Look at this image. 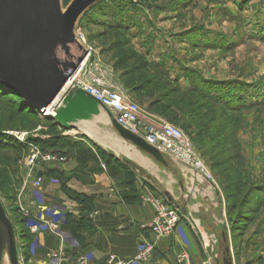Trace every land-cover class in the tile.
I'll list each match as a JSON object with an SVG mask.
<instances>
[{"label": "rangeland", "instance_id": "374dc122", "mask_svg": "<svg viewBox=\"0 0 264 264\" xmlns=\"http://www.w3.org/2000/svg\"><path fill=\"white\" fill-rule=\"evenodd\" d=\"M73 1L61 0L62 9ZM77 31L91 51L89 64L107 70L110 82L139 106L143 117L179 128L205 162L213 179L206 185L220 192L216 203L222 204L223 215L213 210L224 222L210 264L230 260L228 250L233 264H264V0H95L78 20ZM149 62H162L171 78L180 77L188 86L187 76L193 74L202 89L203 83H212L214 90L217 84L240 87L238 100L245 105L226 107L198 93H181ZM8 100L17 102V96L0 98V110L14 114ZM17 123L19 129L8 131L27 133L29 139L66 134L38 115ZM32 145L37 146L28 141L24 149H0V174L9 176L0 183V200L17 225L25 259H30L31 241L18 194L31 184L25 186ZM63 150L68 160L73 150ZM177 164L170 161L171 174H178L171 180L175 188L183 182L185 196L190 184L182 176L189 172ZM40 166L47 175L55 171L49 164ZM232 205L235 211L229 214ZM225 231L228 247L222 240ZM4 255L7 264V251Z\"/></svg>", "mask_w": 264, "mask_h": 264}, {"label": "crops", "instance_id": "0c3cea01", "mask_svg": "<svg viewBox=\"0 0 264 264\" xmlns=\"http://www.w3.org/2000/svg\"><path fill=\"white\" fill-rule=\"evenodd\" d=\"M103 113L104 119L95 116L93 120L77 125L63 135L69 137L71 143L81 142L95 153L100 151L102 154L98 155L99 163L95 159L86 160V169L82 172L83 164L76 160L74 149L68 154L66 163L50 167L58 171V174H63L72 194L89 198L85 204H79L70 198L61 189L57 173L47 175L42 166L41 174L47 179L45 187L38 191L28 183L29 189L25 188L18 194H21L22 204L32 213L37 210L32 205L36 194L42 195L49 205L66 213L58 231L29 235L32 264H67L66 256L71 254L91 255L96 261H103L109 254L133 257L144 243L153 241L152 233L147 227L152 220L153 210L141 201L144 186L173 203L181 215L176 233L157 244L154 258L147 264H177L176 255L183 249L191 253L193 264H210L212 245L218 242L219 234H224V222L218 219L217 212L213 210L216 208L223 215L222 204L216 203L220 192L207 186L206 184H212L178 163L189 172L182 176L190 184L188 195L184 196L183 182L180 181V185L179 182L176 183L179 188H175L172 183L171 176H178L170 172L172 160L164 156L165 164L157 162L124 139L112 122L110 129L108 120L111 117L106 112ZM125 158L139 166L142 172L126 164ZM223 206L226 207V204ZM67 215L86 216L92 224L90 227L86 225L81 239L74 235V227L65 224ZM62 249L64 251L60 254ZM57 253L60 258L54 259L53 256ZM7 258V264H11L9 257Z\"/></svg>", "mask_w": 264, "mask_h": 264}, {"label": "water", "instance_id": "95a60500", "mask_svg": "<svg viewBox=\"0 0 264 264\" xmlns=\"http://www.w3.org/2000/svg\"><path fill=\"white\" fill-rule=\"evenodd\" d=\"M94 2L75 0L64 11L61 0H0V84L32 109L52 106L68 81V70L78 68L88 55L77 42L75 31L81 15ZM102 112L111 117L96 99L76 89L63 96L53 119L69 131ZM111 119L124 139L157 162L166 163L158 150ZM124 162L142 172L132 161L125 158ZM15 231L0 201V264L5 251L11 264H20ZM224 264L233 262L224 259Z\"/></svg>", "mask_w": 264, "mask_h": 264}, {"label": "built area", "instance_id": "2783aa9c", "mask_svg": "<svg viewBox=\"0 0 264 264\" xmlns=\"http://www.w3.org/2000/svg\"><path fill=\"white\" fill-rule=\"evenodd\" d=\"M77 42L88 51V55L81 65L76 69L67 72L70 90L81 89L96 99L111 115V117L123 129L132 135L143 139L147 144L158 150L163 156L180 163L200 176L205 181L212 182V176L201 155L189 142L183 132L168 123L158 122L142 116L139 106L130 101L127 96L109 80V72L100 67L96 62L89 64L91 51L87 49L82 34L75 32ZM66 87V86H65ZM60 102L54 103L50 108L40 111L43 117L54 116V111ZM21 144L29 141L27 133L5 132ZM40 138L41 136H34ZM44 139V136L41 137ZM31 153L26 160L27 178L35 190H42L47 179L40 175V165H61L66 163L64 154L53 151H42L38 146H31ZM21 194L18 197L19 213L26 220V227L30 235L36 236L42 233L54 232L60 229L65 214L57 207L51 206L40 194L32 199V205L36 212L32 213L21 202ZM1 201V200H0ZM141 201L150 206L153 210V217L147 225L153 236L152 242L144 243L138 252L131 258H124L116 254H109L103 261H96L93 256L86 254H71L66 256L67 264H147L154 258L156 246L159 242L172 237L178 228L181 215L179 209L168 202L162 195L157 194L144 186L141 194ZM63 249L60 254L63 253ZM34 253L32 252V255ZM55 254L54 259L60 258ZM20 264H32V260L25 259L23 251H19ZM177 264H193L191 253L183 249L176 255Z\"/></svg>", "mask_w": 264, "mask_h": 264}, {"label": "trees", "instance_id": "16d2710c", "mask_svg": "<svg viewBox=\"0 0 264 264\" xmlns=\"http://www.w3.org/2000/svg\"><path fill=\"white\" fill-rule=\"evenodd\" d=\"M145 57H147L146 55H144ZM148 58V57H147ZM149 64L154 67V69H156V71L164 76L166 79H168V81L176 83L178 85V90L181 93L184 94H190V93H198V95H200L202 98L204 99H208L211 101H218L220 103H223L224 106L228 107H234V108H241L243 105H245L244 103L242 104L241 101H239L238 99H242L240 91L241 88L240 87H233L230 84H224L222 85L223 87H220L221 84H217L216 90H214L212 83L211 84H205L203 83L204 88L202 89L200 87V85H202V82H200L199 80L196 82H194L195 80V76L193 74H189L187 76V82L189 83V86L186 85L185 83H182V79L180 77H176V78H171L170 72L168 70H166L163 65L162 62H149ZM182 80V81H181ZM193 82V83H192ZM184 84V85H181ZM190 84L191 88H190ZM210 85V86H209ZM232 96L233 99L230 100L227 97L228 96ZM9 96H17L12 90H10L9 88L4 87L3 85L0 84V98L2 97H9ZM165 96H162V99ZM17 102H13L12 100H8V103H10L15 109V115L13 113H7L4 110H0V149H24L27 148L26 144H21L18 141H16L14 138L6 135L4 132L11 130V129H19L18 125L19 123H17L18 118H34L36 117V115L42 117L44 120H49L50 122H52V127L54 129H58L60 130L62 133L65 132L66 130L59 127V125L55 122V120L52 117H43L40 113V111H37L36 109H32L31 107L25 105L22 101V99H20L17 96ZM156 105V104H154ZM47 137V136H46ZM29 142L39 146L42 151H53V152H58V153H62L64 155L67 154V152H65L63 149L64 148H70L72 150L75 149V157L76 160L80 163L83 164V166H81L82 168V172L83 170L86 169V160L87 161H92V160H97L98 161V155L101 156V152L100 151H96L97 153L93 152L91 148L86 147L85 144L83 143H71V141L69 140V138H66L64 136H61V134H58L56 136H49L47 138L42 139L40 138H30ZM57 173L56 177H58L60 179V183H61V189L73 200L77 201L79 204H85L86 200H88L89 198L86 196H81V195H76V194H72V192L67 188V180L64 179L63 174H58V171H52L49 173V175L55 174ZM43 175V174H40ZM7 181H9V176L8 177H3L2 174H0V183L4 184ZM227 209V208H226ZM238 209V208H237ZM231 210H233V212L235 211V209L232 206H229V209L227 210V212H229V214H231ZM227 214V213H226ZM21 221L24 223L26 222L23 218L21 219ZM15 229L17 227L15 222H12ZM65 224L71 227H74V235L76 236V238L81 239L83 236V232L86 231V225L87 226H91L92 224H90V222L88 221V219H86V216H78L75 217L73 215H67L66 220H65ZM224 230V228H223ZM224 233V232H223ZM16 234V231H15ZM30 235V234H29ZM32 237V236H31ZM17 238V236H16ZM20 238V237H19ZM227 234L225 231V239L222 238V240L224 241V243L226 244V247H228V242H227ZM17 242H18V238H17ZM17 247H18V243H17ZM18 251H19V247H18ZM225 255L227 256V254L225 253ZM227 257H229L230 259H232L231 255H228ZM254 261H249L245 264H253Z\"/></svg>", "mask_w": 264, "mask_h": 264}, {"label": "bare ground", "instance_id": "6f19581e", "mask_svg": "<svg viewBox=\"0 0 264 264\" xmlns=\"http://www.w3.org/2000/svg\"><path fill=\"white\" fill-rule=\"evenodd\" d=\"M86 44V43H85ZM85 62L86 61H84L83 62V64H85ZM66 87L64 88V91L62 92L63 94H66V93H68V91L70 90V88H71V86H70V83H68L67 85H65ZM62 95V94H61ZM60 95V96H61ZM62 98V97H61ZM62 100V99H61ZM50 108V107H49ZM54 115H55V113H54ZM95 117V116H94ZM98 117H102V119H104L105 118V115H104V113L102 112V113H100L99 115H98ZM94 119V118H93ZM92 119V120H93Z\"/></svg>", "mask_w": 264, "mask_h": 264}]
</instances>
